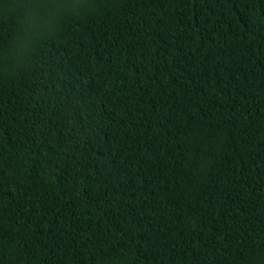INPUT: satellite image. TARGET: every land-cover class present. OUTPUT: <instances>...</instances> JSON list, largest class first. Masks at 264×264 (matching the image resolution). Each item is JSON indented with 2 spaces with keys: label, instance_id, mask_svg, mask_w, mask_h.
I'll return each mask as SVG.
<instances>
[{
  "label": "trees",
  "instance_id": "1",
  "mask_svg": "<svg viewBox=\"0 0 264 264\" xmlns=\"http://www.w3.org/2000/svg\"><path fill=\"white\" fill-rule=\"evenodd\" d=\"M92 4L0 13V264H264V0Z\"/></svg>",
  "mask_w": 264,
  "mask_h": 264
},
{
  "label": "clouds",
  "instance_id": "2",
  "mask_svg": "<svg viewBox=\"0 0 264 264\" xmlns=\"http://www.w3.org/2000/svg\"><path fill=\"white\" fill-rule=\"evenodd\" d=\"M92 7V0H9L0 7V13L14 14L19 10L23 21L31 24L23 34L17 33L14 37L18 52L22 56L33 40L50 34L48 18L54 19L64 11H84ZM37 10H43V15L36 16Z\"/></svg>",
  "mask_w": 264,
  "mask_h": 264
}]
</instances>
